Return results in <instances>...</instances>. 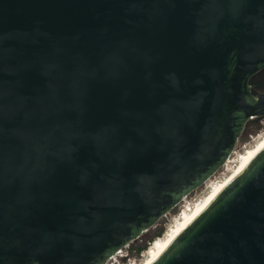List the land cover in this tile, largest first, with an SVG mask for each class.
<instances>
[{
	"label": "water",
	"instance_id": "1",
	"mask_svg": "<svg viewBox=\"0 0 264 264\" xmlns=\"http://www.w3.org/2000/svg\"><path fill=\"white\" fill-rule=\"evenodd\" d=\"M264 0H0V264H103L225 164ZM153 264H264V150Z\"/></svg>",
	"mask_w": 264,
	"mask_h": 264
},
{
	"label": "bare ground",
	"instance_id": "2",
	"mask_svg": "<svg viewBox=\"0 0 264 264\" xmlns=\"http://www.w3.org/2000/svg\"><path fill=\"white\" fill-rule=\"evenodd\" d=\"M257 138L255 139L252 147L249 146V149H245L246 151L237 160L235 159L232 161V157H234V155L236 154L235 152H233L231 156H229L222 169L224 170L230 164H233V167L229 168L228 172L221 180V182H219L211 190V192L206 198L201 199L199 202L194 204L192 208L191 205H189L188 208H183L182 210H179V217L175 218L174 221L171 222V225L167 228V230L160 238H156V240H153L149 249L146 250V252L143 254V259L139 264H153L172 244V242H174V240L186 228H188V226L217 198V196L249 166V164L254 160V158L262 150H264V134L262 136L258 135ZM211 180L212 178H210L204 186L209 185L211 183ZM187 197L184 198L181 203L185 202L187 200ZM115 254H113L109 258L110 260L108 259L109 262L114 260V258L112 257L118 256Z\"/></svg>",
	"mask_w": 264,
	"mask_h": 264
},
{
	"label": "rangeland",
	"instance_id": "3",
	"mask_svg": "<svg viewBox=\"0 0 264 264\" xmlns=\"http://www.w3.org/2000/svg\"><path fill=\"white\" fill-rule=\"evenodd\" d=\"M249 127V128H248ZM247 127L248 131L245 135L244 138L240 139L234 149L233 152H235L234 154V157H232V161L233 160H237L246 150L245 149H249V146L252 147L255 139L257 138V136H262L264 134V117L257 120L254 123H251L249 124V126ZM246 129V130H247ZM262 132V133H261ZM248 135H252L254 138L249 140L248 139ZM259 138V137H258ZM257 138V139H258ZM248 141V145H245L243 146L246 142ZM231 156V155H230ZM233 167V164H230L228 167H226L224 170L221 168L215 175L214 177H212V180H211V183L209 185H206V186H202L201 188H199L198 190H196L195 192H193L192 194H190L188 197H187V200L183 203H181L180 205H178L174 210H172L170 213H168L166 215L165 218H162L159 223L153 227L148 233H144L138 241L134 242V245L133 247L136 249L138 248L139 246L142 245L141 242L145 241V239L148 238V236H151L150 234L162 229L163 230V234L165 232V230H167L166 228H168L170 225H171V222L172 220L174 219V217L176 216V214L179 212V210L182 209L183 206L186 205L187 202L189 203H192L190 204L191 205V208L193 207L194 204H196L197 202H199L201 199L203 198H206L209 193L211 192V190L219 183L221 182V180L224 178V176L226 175V173L228 172L229 168H232ZM216 176V177H215ZM213 181V182H212ZM144 243V242H143ZM147 245V244H146ZM146 248H148V245L146 246ZM149 249V248H148ZM147 249V250H148ZM132 256H134V263H141V260L143 259L142 256L143 253H137L135 255L132 254ZM121 262V260L119 261ZM121 263L123 264H127V260H123ZM107 264H109L107 262Z\"/></svg>",
	"mask_w": 264,
	"mask_h": 264
},
{
	"label": "built area",
	"instance_id": "4",
	"mask_svg": "<svg viewBox=\"0 0 264 264\" xmlns=\"http://www.w3.org/2000/svg\"><path fill=\"white\" fill-rule=\"evenodd\" d=\"M259 119H261V118H257V117H255L254 119H249V124H250V122L251 123H254L255 124V122L257 121V120H259ZM249 124L247 125V127L249 126ZM249 128V127H248ZM247 129V128H246ZM247 131H248V129L247 130H245L244 131V133H243V135L240 137V139H242V138H244L245 137V135H246V133H247ZM254 137L252 136V135H248V139L249 140H251V139H253ZM239 139V140H240ZM238 140V141H239ZM247 143H248V141L243 145V146H245V145H247ZM193 203V202H192ZM192 203H186V205L185 206H183L182 207V209L183 208H188L189 207V205L190 204H192ZM181 209V210H182ZM182 212V211H181ZM179 212L176 214V216L174 217V219L175 218H177V217H179ZM166 217V215L164 216V218ZM174 219L172 220V222L174 221ZM167 229V228H166ZM166 231V230H165ZM149 232V231H148ZM147 232V233H148ZM139 240V239H138ZM137 240V241H138ZM144 242V243H143ZM143 242H141L142 243V245L143 244H145V241H143ZM133 245H134V242H131V243H129V244H127L125 247H123L122 249H120L115 255H118V256H116V257H112V258H114V260L113 261H111V262H109V260H107V261H105L103 264H107V262L109 263V264H123V263H121L124 259L125 260H127V264H135L134 263V261H132V260H134V256H132V254L133 255H135L136 254V249L133 247ZM148 245V248L150 247V245H151V243H149V244H147ZM147 248V249H148ZM146 249V250H147ZM146 251H144V252H142L143 254L145 253ZM121 260V262H119Z\"/></svg>",
	"mask_w": 264,
	"mask_h": 264
},
{
	"label": "flooded vegetation",
	"instance_id": "5",
	"mask_svg": "<svg viewBox=\"0 0 264 264\" xmlns=\"http://www.w3.org/2000/svg\"><path fill=\"white\" fill-rule=\"evenodd\" d=\"M250 83L253 85V89L257 94H264V70L254 75Z\"/></svg>",
	"mask_w": 264,
	"mask_h": 264
},
{
	"label": "trees",
	"instance_id": "6",
	"mask_svg": "<svg viewBox=\"0 0 264 264\" xmlns=\"http://www.w3.org/2000/svg\"><path fill=\"white\" fill-rule=\"evenodd\" d=\"M150 235L151 236H148V238L145 239V244H143V245L139 246L138 248H136V252L137 253L140 254V253L146 251V249H147L146 248V246H147L146 244L152 243L154 239L156 240V238L157 239L160 238L163 235V230L160 229V230H158V231H156V232H154V233H152Z\"/></svg>",
	"mask_w": 264,
	"mask_h": 264
}]
</instances>
